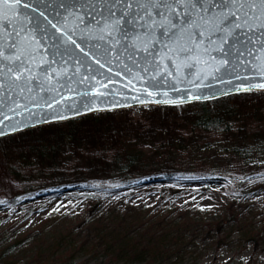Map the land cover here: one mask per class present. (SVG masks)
I'll use <instances>...</instances> for the list:
<instances>
[{"label":"trees","instance_id":"1","mask_svg":"<svg viewBox=\"0 0 264 264\" xmlns=\"http://www.w3.org/2000/svg\"><path fill=\"white\" fill-rule=\"evenodd\" d=\"M124 114H91L0 140V210L9 214L2 219L53 216L56 199L70 200L67 224L37 252L46 260L156 258L190 232L221 234L227 220H237V208L264 191V170H249L264 164V92L157 107L142 119ZM215 156L241 169L206 167ZM153 177L161 179L144 182ZM214 186L226 198L223 219L196 224L187 214L176 217L181 200ZM31 240L5 245L0 238V264H17L16 250Z\"/></svg>","mask_w":264,"mask_h":264},{"label":"water","instance_id":"2","mask_svg":"<svg viewBox=\"0 0 264 264\" xmlns=\"http://www.w3.org/2000/svg\"><path fill=\"white\" fill-rule=\"evenodd\" d=\"M23 2L31 7L20 9V23L26 29V33L22 35L29 39L35 36L32 47L39 49L36 53L38 59L47 62L55 58L57 63L53 68L59 72V82L63 87L59 88V95L56 92L38 94V81H32L31 85L21 81L13 83V78L0 64V80L4 85L0 87V140L93 113L112 112L142 105L187 104L244 91H264V87H259L264 84V53L260 52L259 45L254 48L251 43L245 44L246 38L243 35L237 40L225 36L224 33H218L212 37L211 43L205 42L203 45L208 51L200 54L199 62L188 61L187 63L193 66H181L179 71L176 70V63L170 59L173 53L167 52L165 56L167 50L163 48V43H168L166 40L154 46L155 59L146 60L147 54L144 52L133 55L131 48L125 51L115 41L109 49L106 41L91 38L94 33H81L79 30L70 32L79 47L69 44L71 54L61 59L60 56L51 55L50 46L53 42L44 38L41 33L31 30L24 17L39 16V12H44L51 20L56 11L62 13L63 10L56 8L53 11L54 3L46 8L39 0ZM67 19L69 23L66 27L72 28V18ZM87 22L91 24V18H87ZM80 28L83 29L84 25H80ZM51 31L55 29L50 28ZM81 48L83 52L80 51ZM219 48L224 51L220 52ZM105 49L109 50L106 52ZM97 60L100 62L97 63ZM153 63L158 67H153ZM46 66L47 64L42 67ZM17 84H23L24 90L17 87ZM29 87L31 91H28ZM197 96L200 99H195ZM41 97H55L54 101L49 100L52 107H48ZM57 116L65 118L56 119ZM157 180L151 179L147 182Z\"/></svg>","mask_w":264,"mask_h":264},{"label":"snow or ice","instance_id":"3","mask_svg":"<svg viewBox=\"0 0 264 264\" xmlns=\"http://www.w3.org/2000/svg\"><path fill=\"white\" fill-rule=\"evenodd\" d=\"M39 3L46 8L54 3L53 11L58 8L63 12L56 11L55 17L50 20L37 9L39 16H25L24 20L31 30L53 42L51 55L61 59L71 54L69 44L79 47L70 34L77 30L94 33L91 38L106 41L109 49L115 41L125 51L131 48L133 55L144 52L146 60H154V46L166 40L168 43H163V48L167 50L165 56L167 52L173 53L170 59L176 63L177 71L181 66H193L188 61L199 62L200 54L208 51L203 45L211 43L212 37L218 33L237 40L243 35L245 44L251 43L254 48L259 45L260 52L264 53V0H39ZM21 7L31 5L24 4L23 0H0V64L13 78V83L21 81L31 85L32 81H38V94L56 92L59 95V88L63 85L59 82V72L53 68L57 61L53 58L45 62L37 58L39 49L32 47L35 36L29 39L22 35L26 29L19 19ZM67 17L72 18V28L66 27L69 23ZM87 18H91V24ZM80 25L84 28L81 29ZM50 28L55 31L50 32ZM40 47L43 48V45ZM80 51L83 52V48ZM219 51L224 49L219 48ZM257 59H260L259 54ZM45 64L47 66L42 67ZM153 67L158 65L153 63ZM23 84H17V87L24 90ZM3 86L0 80V87ZM259 87H264V84ZM41 99L52 107L49 100L54 101L55 97Z\"/></svg>","mask_w":264,"mask_h":264},{"label":"rangeland","instance_id":"4","mask_svg":"<svg viewBox=\"0 0 264 264\" xmlns=\"http://www.w3.org/2000/svg\"><path fill=\"white\" fill-rule=\"evenodd\" d=\"M152 109H155V106L142 105L117 112L125 113L124 115L134 119H142L146 112ZM69 158L68 163L75 161V158ZM178 158L179 161L183 160L182 157ZM162 162L163 159H160L155 163ZM205 166L226 173L241 169V166L230 164L222 156L211 157ZM249 170H264V164H255ZM211 189L212 191H197L181 200L175 206V209L180 210L176 217L187 214L186 220H192L196 224L213 223L223 219L225 195L218 186ZM247 189L253 190V185L247 184ZM69 202L70 200L56 199L52 203V210H58L59 213L48 217L47 213H38L27 219L11 216L2 219L1 217L9 214L0 210V238L5 245L29 235L33 238L16 250L17 264H264V191L255 193L248 206L237 208V220H227L221 234L218 235L215 231L208 234L201 231L199 236L190 232L192 237L187 236L177 244L170 243L167 251L160 256L137 262L112 261L102 255L89 254H80L67 262H53L38 255L37 252L46 249L47 241L52 237L54 230L63 229L67 224L63 211L69 206ZM239 207H242V204ZM199 229H202V226H199Z\"/></svg>","mask_w":264,"mask_h":264}]
</instances>
